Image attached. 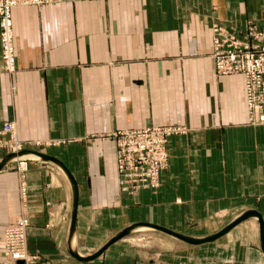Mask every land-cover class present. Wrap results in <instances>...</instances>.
<instances>
[{
    "label": "crops",
    "instance_id": "obj_1",
    "mask_svg": "<svg viewBox=\"0 0 264 264\" xmlns=\"http://www.w3.org/2000/svg\"><path fill=\"white\" fill-rule=\"evenodd\" d=\"M251 24L264 28V0H82L13 10V74L0 36V136L13 122L24 149L72 172L81 254L139 222L204 236L218 231L210 227L219 218L247 210L264 218V123L249 121L244 77L218 75L213 57L215 25L243 38ZM176 124L185 132L168 141L160 187L122 193L110 134ZM9 153L0 146V159ZM71 210L58 167L32 159L25 177L17 162L2 169L0 264H17L4 233L22 215L29 252L44 264H264L255 219L199 246L169 239L153 250L154 237L138 233L81 262L68 252Z\"/></svg>",
    "mask_w": 264,
    "mask_h": 264
},
{
    "label": "built area",
    "instance_id": "obj_2",
    "mask_svg": "<svg viewBox=\"0 0 264 264\" xmlns=\"http://www.w3.org/2000/svg\"><path fill=\"white\" fill-rule=\"evenodd\" d=\"M82 0H0L1 47L4 68L7 73L17 71V56L14 45L13 10L19 6L47 5L53 3L77 2ZM214 59L220 75H242L252 124L264 123V29L251 24L243 38L220 25L214 29ZM185 128L159 126L144 129L122 130L111 134L117 148V171L122 193L137 195L142 189H157L161 184L162 172L167 169L169 138ZM0 144L9 152H19L24 146L17 138L15 125L7 122L0 136ZM31 159L17 162L18 172L25 177ZM23 190V197H25ZM27 216H20L5 227V251L12 261L25 264L40 259L29 252Z\"/></svg>",
    "mask_w": 264,
    "mask_h": 264
},
{
    "label": "water",
    "instance_id": "obj_3",
    "mask_svg": "<svg viewBox=\"0 0 264 264\" xmlns=\"http://www.w3.org/2000/svg\"><path fill=\"white\" fill-rule=\"evenodd\" d=\"M23 158H29L31 160L36 159L38 161L44 162L45 165L58 167L68 179L72 190V210H71V218H70L69 232H68V252L72 257H74L75 259L81 262H89L98 258L109 247H111L115 243L138 233L154 231L163 234L177 241L178 243L188 246H199L219 240L220 238L228 234L232 229H234L241 223L250 219L257 220L259 224L260 247L264 252V218L262 214L257 210H247L237 214L229 223L223 226L220 230L216 231L213 234L204 235V236H190V235L182 234L153 223H147V222L134 223L117 232L98 251H96L91 255L85 256L79 252L76 243L77 215H78V206H79V187L72 172L60 159L31 149H24L19 152H12L1 158L0 171L5 167H7L8 165L18 162ZM17 264H25V262L20 260L17 261ZM30 264H44V263L32 262Z\"/></svg>",
    "mask_w": 264,
    "mask_h": 264
},
{
    "label": "rangeland",
    "instance_id": "obj_4",
    "mask_svg": "<svg viewBox=\"0 0 264 264\" xmlns=\"http://www.w3.org/2000/svg\"><path fill=\"white\" fill-rule=\"evenodd\" d=\"M264 29V28H262ZM1 36V35H0ZM14 36V35H13ZM213 53H214V39H213ZM214 57V56H213ZM215 60V59H214ZM216 65V63H215ZM216 71H217V68H216ZM218 73V72H217ZM220 75V74H218ZM244 86H245V81H244ZM246 95V93H245ZM246 103H247V100H246ZM248 108V107H247ZM249 115V114H248ZM161 126H173V125H161ZM175 126H178V127H182L180 125H175ZM148 127H159V126H148ZM148 127H144V128H148ZM144 128H134V129H144ZM183 128V127H182ZM124 130H130V129H124ZM118 131H122V130H118ZM118 131H115V132H118ZM113 132V133H115ZM185 132V131H184ZM184 132H181V133H184ZM111 133V134H113ZM181 133H178V134H181ZM111 134H110V137H111ZM174 135H177V134H174ZM173 136V135H172ZM171 136V137H172ZM112 138V137H111ZM113 139V138H112ZM170 139V138H169ZM114 140V139H113ZM115 141V140H114ZM169 141V140H168ZM115 145H116V142H115ZM168 145V143H167ZM0 146L2 147V145L0 144ZM168 151V150H167ZM169 155V154H168ZM116 168H117V148H116ZM118 173V171H117ZM118 177H119V174H118ZM120 185V183H119ZM121 190V189H120ZM230 220V219H229ZM228 219L226 218H219L217 220H215V227L213 226V224L211 225L210 229L211 231H213L214 229L215 230H220L227 222H229ZM11 224V223H10ZM9 225V224H8ZM6 225V227L8 226ZM142 233H146L147 235H150L151 237H154L152 238L151 240H148V244L151 245L153 247V250H160V249H163L164 247H166L168 245V242H169V237L163 235V234H160V233H157V232H154V231H147V232H142ZM133 236V235H132ZM131 237V236H130ZM138 243H143V242H138ZM27 246H28V234H27Z\"/></svg>",
    "mask_w": 264,
    "mask_h": 264
}]
</instances>
